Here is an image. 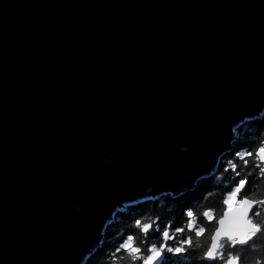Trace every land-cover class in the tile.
<instances>
[{
	"label": "water",
	"instance_id": "1",
	"mask_svg": "<svg viewBox=\"0 0 264 264\" xmlns=\"http://www.w3.org/2000/svg\"><path fill=\"white\" fill-rule=\"evenodd\" d=\"M263 116L264 0H0V264H85Z\"/></svg>",
	"mask_w": 264,
	"mask_h": 264
},
{
	"label": "trees",
	"instance_id": "2",
	"mask_svg": "<svg viewBox=\"0 0 264 264\" xmlns=\"http://www.w3.org/2000/svg\"><path fill=\"white\" fill-rule=\"evenodd\" d=\"M242 129L243 132L234 143V149L222 158L217 171L210 177L202 179L196 189L178 197L167 194L155 199L143 200L130 205L125 211L118 212L115 221L106 229L103 245L89 257L85 264H130L124 252L116 254V250L128 236H133L137 246L146 250L152 245L158 246L163 243L162 232L167 229L170 234L176 235V240H169L168 244L177 246L179 240L188 235H194L187 231L183 234L175 231L178 228H186L189 219L188 211H193L198 221L203 222L202 225L198 222L197 227H206L205 234L198 238L201 247L189 249L184 256L166 253L170 257L169 264H177V262L208 264L202 259L203 253L211 242V234L217 227V220L227 209L223 200L227 198L228 192L234 187L236 181L246 176L250 181L246 190L247 196L251 199L264 198V179L260 177L259 169L254 167L256 163L254 157H248L247 167L239 159V154L255 153L259 147L264 146V116L247 122ZM233 164L237 165L235 172L232 171ZM209 210L216 217L211 222L202 215L204 211ZM138 221L141 226L144 224L152 226L147 235L141 231V227H137ZM254 222L264 224V213ZM196 242L194 239V244ZM250 243H254L255 248L242 250V264H255L257 259L264 260V235ZM227 251L228 249H225V255ZM114 254L118 255L119 259H116ZM135 264H141V262L136 261Z\"/></svg>",
	"mask_w": 264,
	"mask_h": 264
},
{
	"label": "snow or ice",
	"instance_id": "3",
	"mask_svg": "<svg viewBox=\"0 0 264 264\" xmlns=\"http://www.w3.org/2000/svg\"><path fill=\"white\" fill-rule=\"evenodd\" d=\"M248 157H254L256 161L254 167L259 169V175L264 179V146L259 147L255 153L244 152L239 154V159L244 162L245 167L249 164ZM236 167L237 165L233 164L232 171L235 172ZM237 175L240 174L237 173ZM249 184L250 181L246 176L239 179L228 192L227 198L223 200L227 210L217 220L219 227H216L211 234V242L202 257L203 261H207L208 264H217V262H220V264H241L242 250L254 249L255 244L250 242H254L259 236L264 235V224L254 222L256 218L261 217L264 213V198L249 199L245 192ZM242 192H245L243 197L241 196ZM202 215L209 222L216 219L211 210L204 211ZM187 217L189 219L186 228H178L175 231L180 234L187 231L194 235H188L179 240L177 246L168 244L169 240H176V235L170 234L169 230L165 229L162 232L163 243L158 246L152 245L143 250L137 246L133 236H128L116 250V254L121 251L124 252L126 254L125 258L130 261V264H135L136 261H140L141 264H169L170 257L166 253L174 256H184L189 249L201 247L198 238L205 234L206 227H197L198 222L201 225L203 222L198 221V217L193 211H188ZM137 227H141V231L147 235L152 226L150 224L141 226L138 221ZM194 239L197 241L195 244ZM225 249H228L226 255ZM116 254H114L116 259H119ZM255 264H264V260L257 259Z\"/></svg>",
	"mask_w": 264,
	"mask_h": 264
},
{
	"label": "rangeland",
	"instance_id": "4",
	"mask_svg": "<svg viewBox=\"0 0 264 264\" xmlns=\"http://www.w3.org/2000/svg\"><path fill=\"white\" fill-rule=\"evenodd\" d=\"M247 122H250V121H247ZM247 122H245L243 125H241V126L237 129V135H238V137H239V135L243 132V129H242V128H243V126H244ZM221 160H222V159H221ZM134 204H135V203H134ZM130 205H133V204H129V205H127L125 208L120 209V211H125L126 208L129 207ZM120 211H119V212H120ZM115 218H116V216H115ZM115 218H114L113 222L115 221ZM113 222H112V223H113ZM112 223H111V224H112ZM108 227H109V225H108ZM108 227H107V228H108Z\"/></svg>",
	"mask_w": 264,
	"mask_h": 264
}]
</instances>
